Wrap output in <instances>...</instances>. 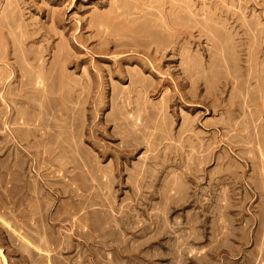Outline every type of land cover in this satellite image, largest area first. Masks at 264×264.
I'll return each mask as SVG.
<instances>
[{"label":"rangeland","instance_id":"rangeland-1","mask_svg":"<svg viewBox=\"0 0 264 264\" xmlns=\"http://www.w3.org/2000/svg\"><path fill=\"white\" fill-rule=\"evenodd\" d=\"M0 43V264H264V0H0Z\"/></svg>","mask_w":264,"mask_h":264},{"label":"bare ground","instance_id":"bare-ground-1","mask_svg":"<svg viewBox=\"0 0 264 264\" xmlns=\"http://www.w3.org/2000/svg\"><path fill=\"white\" fill-rule=\"evenodd\" d=\"M123 15H124V14H123ZM123 15H122V16H123ZM115 17H116V16H115ZM118 18H119V16H118ZM128 21H129V20H128ZM116 22H117V21H116ZM123 22H124V21H123ZM129 36H130V35H129ZM116 42H117V41H116ZM0 46H1V43H0ZM241 46H242V45H241ZM236 50H237V49H236ZM0 52H1V51H0ZM3 57H4V56H3ZM4 59H5V58H4ZM5 60H6V59H5ZM0 61H1V63H2V62H5V61H2V60H0ZM247 61H248V60H247ZM0 67H1V66H0ZM2 67H3V65H2ZM1 74H2V73H1ZM263 75H264V74H263ZM263 75H262V76H263ZM0 255L2 256V252H1V250H0ZM4 263H5V262H4Z\"/></svg>","mask_w":264,"mask_h":264}]
</instances>
